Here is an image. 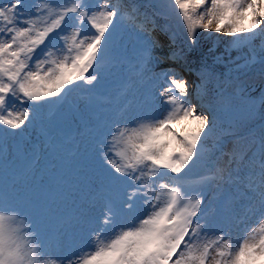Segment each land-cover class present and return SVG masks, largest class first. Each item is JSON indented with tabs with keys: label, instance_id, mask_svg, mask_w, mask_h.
<instances>
[{
	"label": "snow or ice",
	"instance_id": "1",
	"mask_svg": "<svg viewBox=\"0 0 264 264\" xmlns=\"http://www.w3.org/2000/svg\"><path fill=\"white\" fill-rule=\"evenodd\" d=\"M0 264H264V0H0Z\"/></svg>",
	"mask_w": 264,
	"mask_h": 264
},
{
	"label": "rangeland",
	"instance_id": "2",
	"mask_svg": "<svg viewBox=\"0 0 264 264\" xmlns=\"http://www.w3.org/2000/svg\"><path fill=\"white\" fill-rule=\"evenodd\" d=\"M160 24L165 23L162 19L158 21ZM157 36L161 37L163 41L167 42V36L163 33L157 32ZM202 45L204 46L205 49L207 48H213L216 47L218 50L216 51V55L222 56L226 47V42H219L217 41L215 35L213 36H206L205 38L202 39L201 41ZM257 45H259L260 41L258 40ZM131 46H129V49ZM244 53L232 51L231 52V57L236 58L238 56L243 55ZM128 59H131L133 56V53L131 50H129L126 53ZM243 63V61H241ZM220 68H222L224 71H227L226 68L223 67V63H220L218 65ZM234 67V65H233ZM126 73L122 71H118L117 74L113 77L110 78L108 84L105 86L104 91L115 96L117 91L119 90L121 86V82L124 78ZM242 79H245L250 85V88L256 89V91L253 93L256 96H259V89H260V81L258 77L252 76L251 74L247 77H242ZM225 119H228L226 116ZM40 133V127L39 124L32 129L30 128L28 130V133L25 135L23 139L25 140H31L35 139L36 136H38ZM66 135H71L70 132L66 130ZM72 152V145L69 144L67 146V150L64 152V167L62 171L65 174V179L66 183L63 186V208L62 210L71 213L73 211V203L74 201H77L78 199L82 198L85 196L88 191L90 190L91 187V178H92V173L89 169V166L82 157H73L71 155Z\"/></svg>",
	"mask_w": 264,
	"mask_h": 264
},
{
	"label": "bare ground",
	"instance_id": "3",
	"mask_svg": "<svg viewBox=\"0 0 264 264\" xmlns=\"http://www.w3.org/2000/svg\"><path fill=\"white\" fill-rule=\"evenodd\" d=\"M158 38H159L162 42H165V41H163V39H161V37L158 36ZM165 43H166V42H165Z\"/></svg>",
	"mask_w": 264,
	"mask_h": 264
}]
</instances>
